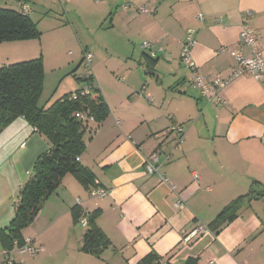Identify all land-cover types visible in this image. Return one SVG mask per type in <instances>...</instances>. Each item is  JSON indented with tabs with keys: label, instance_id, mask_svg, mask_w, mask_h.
<instances>
[{
	"label": "crops",
	"instance_id": "1",
	"mask_svg": "<svg viewBox=\"0 0 264 264\" xmlns=\"http://www.w3.org/2000/svg\"><path fill=\"white\" fill-rule=\"evenodd\" d=\"M64 1L68 18L85 10L103 30L112 29L119 42L101 44L99 58L93 64L92 56L87 74L73 73L76 80L91 75L108 107L105 120L89 125L94 132L80 157L107 194L91 198L72 175H66L22 232L39 252L20 256L13 248L5 256L6 242L0 239V264H51L61 248L52 244L55 237L65 251L82 255L87 264H138L151 253L168 264H264V78L231 80L220 92L224 103L215 105L192 87L190 73L180 62V44L191 30L196 42L191 56L198 72L209 81L230 78L237 66L232 53L251 56L240 40L242 26L255 32L257 49L264 56V0ZM61 3L0 0V9L23 12L37 27L44 17H53ZM198 14L203 16L201 23ZM41 35L1 44L6 62L0 67L42 57ZM144 42L162 49L156 58L141 49ZM86 52L83 48L76 69L84 66ZM44 61L45 57L43 67ZM87 88L76 85L70 91ZM71 92H63L61 98ZM174 124L183 129L179 142L169 130ZM47 148L24 118L0 133V154L6 162L0 166V229L13 217L19 185ZM155 151L162 162L159 175H148L144 160ZM250 190L255 199L238 204L212 226L224 208ZM77 204L80 221L94 213L96 225L110 241L99 257L79 250L85 227L77 230L73 223L71 209ZM199 225L209 232L186 241Z\"/></svg>",
	"mask_w": 264,
	"mask_h": 264
},
{
	"label": "trees",
	"instance_id": "2",
	"mask_svg": "<svg viewBox=\"0 0 264 264\" xmlns=\"http://www.w3.org/2000/svg\"><path fill=\"white\" fill-rule=\"evenodd\" d=\"M39 36L36 24L28 15L0 9V44L37 39ZM43 79L41 57L0 67V133L16 119L24 118L34 133L48 144L47 150L37 157L28 177L19 185L11 221L5 229H0V239L6 242L7 251L24 245L22 231L33 223L43 203L54 194L66 175H72L89 192V196L91 191L99 188L92 171L80 163L94 130L90 124H83L75 117L78 113L85 114L93 118L96 125L105 120L108 107L99 89L93 84L92 76L85 75L77 80L88 85L86 91L64 95L44 108L39 105ZM256 197L252 190L239 197L224 208L212 226L220 224L238 204ZM78 205L71 209L73 223L82 226V211ZM85 221L79 250L83 254L99 257L110 247V241L96 225L94 213ZM138 264L168 263L151 253Z\"/></svg>",
	"mask_w": 264,
	"mask_h": 264
},
{
	"label": "rangeland",
	"instance_id": "3",
	"mask_svg": "<svg viewBox=\"0 0 264 264\" xmlns=\"http://www.w3.org/2000/svg\"><path fill=\"white\" fill-rule=\"evenodd\" d=\"M64 2L65 1L63 0V3L54 9L55 11H53V17H44L46 19H41L37 25V27L41 30L40 34H42V40L39 41V50H43V55L41 54L42 61L43 57H45L43 91L39 100L40 105L45 102L50 104L52 101L58 100L63 95V92H71V88L76 87V85H82L83 87V83L80 84V82L77 84V80L74 75L77 72L76 76H83L90 71L83 65L76 69L83 57V48H87L88 52L92 56H95V60L93 61L94 64L101 53V44H116L115 41L119 43L113 38L116 33L113 32L112 29L103 30V26H99L94 23V19L88 16L85 10H80L76 14H71V18H68L70 14L66 10ZM35 20L38 19L35 18ZM1 44L5 45V43ZM116 46L119 45L116 44ZM108 48L113 49V47ZM24 52L26 53V50H24ZM54 54L57 55V59L52 58ZM3 61L6 62V48L1 47L0 62ZM73 92L75 93V91H72L71 93ZM3 160L4 157L0 154V166L6 163L3 162ZM28 227L24 230L28 229ZM77 230H84V228L78 224ZM50 238L51 237L49 236L47 237L49 240ZM61 241L62 240L57 239V237L53 238L52 244L61 248L59 249V253L52 259V262L49 263H88L87 260H83L82 255L78 256L79 254H72L69 250L65 251V248L60 243Z\"/></svg>",
	"mask_w": 264,
	"mask_h": 264
},
{
	"label": "built area",
	"instance_id": "4",
	"mask_svg": "<svg viewBox=\"0 0 264 264\" xmlns=\"http://www.w3.org/2000/svg\"><path fill=\"white\" fill-rule=\"evenodd\" d=\"M141 12H146L145 9H140ZM197 21L201 23L203 21V16L198 14L196 17ZM221 20H217L220 23ZM240 40L244 46L248 47L251 51V56L249 58L243 57L240 53L234 52V56L237 66L232 70L230 78L226 80L215 79L209 81L207 77L198 72L197 66L195 65L191 51L196 44L193 39V31L188 30L185 39L180 44V62L190 73L189 82L193 88L199 90L201 96L207 101L213 102L215 105H222L224 103L220 96V92L228 85L231 80H235L240 77L250 76L256 81H261L264 78V56L257 49V39L255 32L247 27L242 26L240 31ZM141 49L146 51L149 57L156 58L157 54L161 52V48H156L154 44L150 42H144L141 45ZM84 66L86 69H90L92 63V55L90 53L84 54ZM74 98V97H73ZM75 117L79 119L83 124L94 123L93 118L86 116L85 114H75ZM170 132L176 134L178 137V142L181 140L183 129L179 125H172L170 127ZM168 159V158H166ZM161 157L159 151H155L150 154L144 160V169L148 175H159V167L161 166ZM161 181L168 182L167 179L161 177ZM193 180L195 183L198 182V176L194 175ZM107 192L103 189H95L90 192V197L92 198H103L106 196ZM78 202V201H77ZM181 204V201L176 203L177 206ZM81 224L83 227L86 225V221L82 220ZM209 230L206 226H197L189 235L186 237V241L198 235L199 233H208ZM34 240H25L22 247L17 248V252L20 256H35L39 250L35 247ZM9 252L4 251V255L8 256ZM7 264H12L11 261H7ZM209 264H216L211 261Z\"/></svg>",
	"mask_w": 264,
	"mask_h": 264
},
{
	"label": "water",
	"instance_id": "5",
	"mask_svg": "<svg viewBox=\"0 0 264 264\" xmlns=\"http://www.w3.org/2000/svg\"><path fill=\"white\" fill-rule=\"evenodd\" d=\"M108 24H109V22L106 23V27L108 26ZM106 27H105V28H106Z\"/></svg>",
	"mask_w": 264,
	"mask_h": 264
}]
</instances>
